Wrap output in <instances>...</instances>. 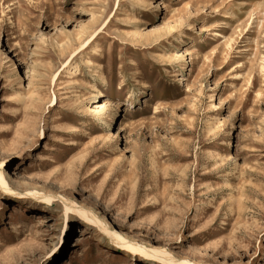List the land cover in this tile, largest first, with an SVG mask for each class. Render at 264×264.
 <instances>
[{"label":"rangeland","instance_id":"374dc122","mask_svg":"<svg viewBox=\"0 0 264 264\" xmlns=\"http://www.w3.org/2000/svg\"><path fill=\"white\" fill-rule=\"evenodd\" d=\"M263 1L0 0V264H264Z\"/></svg>","mask_w":264,"mask_h":264},{"label":"bare ground","instance_id":"6f19581e","mask_svg":"<svg viewBox=\"0 0 264 264\" xmlns=\"http://www.w3.org/2000/svg\"><path fill=\"white\" fill-rule=\"evenodd\" d=\"M264 3V1L262 2ZM75 72L72 71L71 74L72 75H75L74 74ZM2 176L0 174V181H2ZM30 178V177H29ZM0 190L2 191H6L5 188L2 187V185H0ZM33 194V192H27L24 194L27 195V196H31ZM33 196V195H32ZM49 198L46 197L44 200H48ZM73 207H69L67 209H70L74 214H76L78 217H80L82 219L83 222L85 223H94L95 224V221L93 219L92 216H90L89 212L87 211V209L85 208V206L83 204H80V205H72ZM40 223L38 221L37 223V226H39ZM96 225H98V222L96 223ZM99 230L102 231L104 234L107 233V227L102 224L101 222H99ZM108 236L110 237L111 241L117 245H120V246H124V245H127L125 244L126 242L121 238L120 234L117 233V232H114L113 234H108ZM75 238V244H78L79 242V238L78 237H74ZM160 259V261H165L167 264H198V263H193V262H189V261H182V260H177V259H173L171 257H168L167 254H160V256L158 257Z\"/></svg>","mask_w":264,"mask_h":264}]
</instances>
